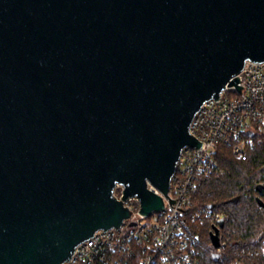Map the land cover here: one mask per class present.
<instances>
[{
    "label": "water",
    "instance_id": "obj_1",
    "mask_svg": "<svg viewBox=\"0 0 264 264\" xmlns=\"http://www.w3.org/2000/svg\"><path fill=\"white\" fill-rule=\"evenodd\" d=\"M247 61L264 63V0H0V264H63L120 228L117 184L143 216L164 209L148 183L176 203L192 120Z\"/></svg>",
    "mask_w": 264,
    "mask_h": 264
},
{
    "label": "built area",
    "instance_id": "obj_2",
    "mask_svg": "<svg viewBox=\"0 0 264 264\" xmlns=\"http://www.w3.org/2000/svg\"><path fill=\"white\" fill-rule=\"evenodd\" d=\"M237 77V85L244 87L241 92L227 86L219 101L206 102L192 120L189 133L204 145L181 152L168 193L176 203L148 183L163 197L164 209L143 216L139 198L123 200L125 187L117 184L113 196L129 208L131 217L120 228L97 231L63 264H202L199 225L218 226L222 218L210 208L195 207L196 183L219 172L220 146L229 148L237 160L248 161L256 136L264 133V63L247 61ZM222 248L221 241L215 249L219 261L224 259Z\"/></svg>",
    "mask_w": 264,
    "mask_h": 264
},
{
    "label": "trees",
    "instance_id": "obj_3",
    "mask_svg": "<svg viewBox=\"0 0 264 264\" xmlns=\"http://www.w3.org/2000/svg\"><path fill=\"white\" fill-rule=\"evenodd\" d=\"M219 172L200 178L194 191L196 208H210L225 221L220 237L222 261H215L211 244V223L200 226L202 264H264V133L255 138V150L248 161L237 160L229 148L218 149Z\"/></svg>",
    "mask_w": 264,
    "mask_h": 264
}]
</instances>
